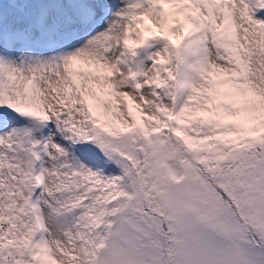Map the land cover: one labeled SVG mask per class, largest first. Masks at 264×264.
<instances>
[{
    "label": "snow or ice",
    "instance_id": "snow-or-ice-1",
    "mask_svg": "<svg viewBox=\"0 0 264 264\" xmlns=\"http://www.w3.org/2000/svg\"><path fill=\"white\" fill-rule=\"evenodd\" d=\"M0 264H264V0H0Z\"/></svg>",
    "mask_w": 264,
    "mask_h": 264
}]
</instances>
